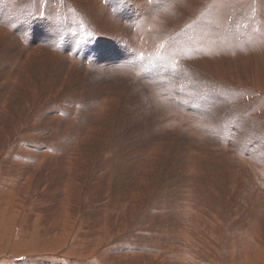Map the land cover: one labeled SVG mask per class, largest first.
<instances>
[{"label":"rangeland","instance_id":"obj_1","mask_svg":"<svg viewBox=\"0 0 264 264\" xmlns=\"http://www.w3.org/2000/svg\"><path fill=\"white\" fill-rule=\"evenodd\" d=\"M186 3L0 0V264H264V0Z\"/></svg>","mask_w":264,"mask_h":264},{"label":"bare ground","instance_id":"obj_2","mask_svg":"<svg viewBox=\"0 0 264 264\" xmlns=\"http://www.w3.org/2000/svg\"><path fill=\"white\" fill-rule=\"evenodd\" d=\"M81 1V0H80ZM186 1V0H185ZM195 0H193V2H194ZM199 1V0H198ZM239 1V0H238ZM89 2V1H88ZM237 2V1H236ZM83 3V2H82ZM181 3V2H180ZM90 4V3H89ZM95 4V3H94ZM187 5H191L192 4V0H188V3H186ZM201 4V3H200ZM226 4V3H225ZM224 4V5H225ZM227 4H229L230 5V3H227ZM241 4V3H240ZM239 4V5H240ZM81 5V4H80ZM181 6H182V4H180ZM203 5V4H202ZM236 5V4H235ZM238 5V4H237ZM238 5V6H239ZM84 6V5H83ZM90 6V5H89ZM200 6V5H199ZM206 6V5H205ZM243 6V4H241V6H239V8L240 7H242ZM189 7V6H188ZM201 7V6H200ZM225 7V6H224ZM96 8V7H95ZM193 8V7H192ZM203 8V7H202ZM237 8V7H236ZM188 9V8H187ZM242 9V8H241ZM84 10H85V8H84ZM88 10V9H87ZM243 10V9H242ZM241 10V11H242ZM86 11V10H85ZM88 12V11H87ZM94 13V12H93ZM87 14V13H86ZM96 14V13H95ZM95 14H94V16H95ZM91 17V16H90ZM95 18V17H94ZM1 19V18H0ZM92 19V18H91ZM101 19V18H100ZM4 21V20H3ZM103 21V20H102ZM2 23V22H1ZM105 24V23H104ZM6 25H8V24H6ZM0 27H1V29H2V25H0ZM4 27V26H3ZM5 27H7V26H5ZM12 28H14V26L12 27ZM4 29V28H3ZM9 29H10V27H9ZM11 31V30H10ZM13 31V30H12ZM2 32V31H1ZM18 32V31H17ZM4 34V33H3ZM1 35V34H0ZM6 35V34H5ZM4 35V36H5ZM9 35V34H8ZM17 35V34H16ZM6 37V36H5ZM20 38V37H19ZM22 38V37H21ZM28 38V37H27ZM6 39H7V37H6ZM6 39H4V40H6ZM8 39H9V37H8ZM12 40V39H11ZM10 40V41H11ZM14 40V39H13ZM20 40V39H19ZM9 41V42H10ZM15 41V40H14ZM27 40H25V42H26ZM8 42V44H10ZM13 42V41H12ZM24 42V43H25ZM20 43V42H19ZM27 43V42H26ZM37 43V42H36ZM38 43H40V42H38ZM4 44H5V42H4ZM14 44V43H13ZM213 44V43H212ZM239 44V43H238ZM11 45V44H10ZM32 45H34V44H32ZM32 45H30V46H32ZM43 45V44H42ZM51 45V44H50ZM55 45V44H54ZM58 45H59V43H58ZM264 45V44H263ZM35 46H37V45H35ZM3 47V46H2ZM33 47V46H32ZM52 47H54V46H52ZM261 47V46H260ZM47 48H48V46H47ZM222 48H224V47H222ZM221 48V49H222ZM256 48V47H255ZM20 49V48H19ZM49 49V48H48ZM259 49V48H258ZM52 50V49H51ZM225 50V49H224ZM50 51V50H49ZM222 51V50H221ZM256 51V50H255ZM261 51V50H260ZM37 52H38V50H37ZM216 52V51H215ZM224 52V51H223ZM220 53H222V52H220ZM222 55L223 54H221V57H222ZM263 55H264V53H263ZM58 56V55H57ZM262 56V55H261ZM28 57V56H27ZM51 57V56H50ZM218 57H220V56H218ZM238 58V57H237ZM237 58H236V60H237ZM250 58V57H249ZM218 59V58H217ZM216 59V60H217ZM225 59V58H224ZM229 59H231V58H229ZM228 59V60H229ZM233 59V58H232ZM60 60V59H59ZM234 60V59H233ZM239 60V59H238ZM232 61V60H231ZM185 62V61H184ZM234 62V61H233ZM245 62V61H244ZM188 63V62H187ZM191 63V62H190ZM214 63V62H213ZM212 63V64H213ZM238 63V62H237ZM245 64V63H244ZM193 65V64H192ZM210 66H211V64H209ZM214 65H215V63H214ZM217 65V64H216ZM263 65V64H262ZM262 65H260V66H262ZM56 66V65H55ZM199 66V65H198ZM244 66V65H243ZM241 67V68H244V67ZM247 66H249V65H247ZM246 66V67H247ZM251 66H253V65H251ZM113 67V66H112ZM189 67V66H188ZM206 67V66H205ZM259 67V66H258ZM119 68V67H118ZM200 68V67H199ZM126 69V68H125ZM131 69V68H130ZM198 69V68H197ZM264 69V68H263ZM263 69H261V71L263 70ZM72 70V69H71ZM127 70V69H126ZM210 70V69H209ZM213 70H215V69H213ZM252 70V69H251ZM123 71V70H122ZM125 71V70H124ZM129 71V70H128ZM244 70L243 69H240V68H235V67H233V66H231V65H228V66H223L222 68H220V72H222L223 74H225L226 76H228V77H231V78H233L234 77V75H232V74H235V72H238V73H242ZM130 72V71H129ZM132 72V71H131ZM130 72V73H131ZM133 74V73H132ZM237 74V73H236ZM123 77V76H122ZM241 79V78H240ZM222 80V79H221ZM225 80V79H224ZM248 80V79H247ZM247 80H245V81H247ZM232 82V81H231ZM230 82V83H231ZM236 82V81H235ZM247 82H249V81H247ZM28 84H29V82H28ZM232 84V83H231ZM31 86V85H30ZM149 86V85H148ZM158 92V91H157ZM156 98V97H155ZM257 104V103H256ZM263 108V107H262ZM261 109V108H260ZM264 114V113H263ZM258 116V115H257ZM264 116V115H263ZM202 124V123H201ZM200 123H199V125H201ZM207 125V124H206ZM191 127V126H190ZM179 129V128H178ZM216 134V133H215ZM224 140V139H223ZM15 142V141H14ZM205 143V142H204ZM20 145V144H19ZM18 147V146H17ZM21 148H22V146H21ZM0 152H2V151H0ZM26 152V151H25ZM218 154V153H217ZM1 156V155H0ZM26 156V155H25ZM3 157H1V159H2ZM6 167H9V166H7V164L5 165ZM18 168H20V167H18ZM18 168H16V169H18ZM8 169V168H7ZM255 169V168H254ZM24 170V169H23ZM17 171V170H16ZM19 171H20V169H19ZM259 172V171H258ZM2 181V180H1ZM6 181V180H5ZM3 183H4V181H3ZM7 183H9V182H7ZM13 183V182H12ZM258 183V182H257ZM1 184V183H0ZM6 184V183H5ZM10 184V183H9ZM11 187H12V185H11ZM10 187V188H11ZM5 189L3 188V187H1V185H0V193H1V191H4ZM5 192V191H4ZM2 194V193H1ZM13 197V196H12ZM11 196H10V201H11V198H12ZM16 200V199H15ZM18 200V199H17ZM18 201H21V200H18ZM13 203V202H12ZM16 204H17V201L15 202ZM10 203H8V201H3V202H1L0 203V211H3V210H9L10 208L9 207H7L8 205H9ZM14 204V203H13ZM11 206H13V205H11ZM20 206H22V205H20ZM14 207H16V206H14ZM19 207V206H18ZM12 208V207H11ZM21 208V207H20ZM13 209H15V208H13ZM20 210V209H19ZM19 210H18V212H19ZM17 211V210H16ZM15 211V212H16ZM6 213V212H5ZM17 213V212H16ZM18 214V213H17ZM10 215V214H9ZM7 216H1L0 217V220H1V224H3L2 222L5 220V219H7L6 218ZM1 227V226H0ZM44 260V259H43ZM47 260V259H46ZM35 262H36V260H34ZM67 261V260H66ZM39 262V261H38ZM38 262L37 263H35V264H38ZM49 261H42V260H40V263H42V264H50V263H48ZM53 262V261H52ZM39 263V264H40ZM54 263V262H53ZM57 263V262H56ZM65 264H66V262H64ZM1 264H32L31 262H28V260H23V261H17L16 262V260H14V259H6V260H4V261H2L1 262ZM52 264V263H51ZM57 264H60V263H57Z\"/></svg>","mask_w":264,"mask_h":264}]
</instances>
